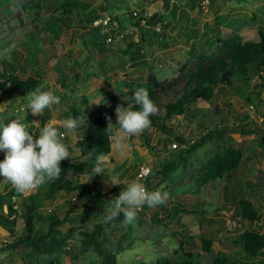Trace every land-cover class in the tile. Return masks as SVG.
<instances>
[{
	"label": "rangeland",
	"instance_id": "374dc122",
	"mask_svg": "<svg viewBox=\"0 0 264 264\" xmlns=\"http://www.w3.org/2000/svg\"><path fill=\"white\" fill-rule=\"evenodd\" d=\"M87 1L94 5V10L105 5L104 0ZM174 1L185 10L177 17L170 16L167 26L163 25L164 18L162 29L157 32L153 31L154 28H145L146 24L142 31L129 28L130 15L133 11H140L142 2L127 0L122 4L121 0H112L110 15L127 34L122 40L102 42L98 47L93 27H83L87 32L74 34L73 25L65 22L58 11L64 0L43 4L38 15L25 7L30 0H0V62L4 60L17 65L18 59L16 62L11 60L14 55L26 60L23 66L29 74L25 76H30L31 69L36 68L42 80L41 89H51L61 98L59 104L45 110L48 114L51 112L50 121L59 127L63 126L64 120L73 117L80 119V126L94 113L101 115L110 107L109 96L116 97L118 107L133 105L132 96L127 95L125 84L128 82L145 84L152 75L159 82L171 83L172 90L182 93L192 85L190 76L197 69L199 56L209 57L206 62L209 64L223 52V42L234 36L243 40L251 38L264 21V0H208L206 9L199 8V4L191 9L189 0ZM154 9L144 7L141 10L149 18L156 13ZM186 11L190 16L184 13ZM123 12L127 13L120 16ZM191 19L197 24L194 25ZM132 40L140 46L139 50H129L128 44L133 46ZM138 77L143 80H136ZM257 83L258 80L253 77L250 85L253 87ZM232 88H219L213 102H197L183 115L166 121L172 132L186 141L182 147L175 140L167 142L165 134L148 127L133 136H125L130 148L120 151L115 144L123 134L119 128L114 130L111 138L113 154L104 163L109 169L111 183L113 175L121 176L122 180L119 186L105 182L104 190L109 193L123 189L128 182L135 180L146 185L149 191L163 193L165 203L150 211L137 209V219L131 224L124 220H109L108 205L104 215L93 217L83 225L84 208L80 202H71L68 199L70 196L65 197L64 193L58 198L61 204L55 206L54 212L46 213L47 199L44 195L47 187L44 186L38 194L42 207L35 216V230L40 234L47 232L49 217L57 216L63 220L62 226L56 229L57 237L64 244L52 255L46 251L47 245L53 242L49 239L37 248L20 245L0 253V264H103L93 246L82 245L84 234L93 233L99 225L103 226V235L108 241L104 251L107 256L115 258L116 264H157L161 258H174V251H178L180 242L198 255L200 264H210L217 253L232 258L237 251L233 245L235 236L255 228L264 233V106L255 94L251 97L252 105L245 100L249 93H256L257 90L247 91L239 85ZM170 91L154 92L158 110L152 116L163 117V106L175 99ZM17 100L6 91L0 92V120L6 122L25 118L27 100L25 97L19 102ZM261 100L264 101V93ZM22 107L24 111L20 110ZM91 111L94 113L85 114ZM30 118L34 120L36 114L30 113ZM243 124L260 131L258 134L230 132ZM31 127L36 129L34 122ZM215 128L222 130L223 135L205 138L170 176L157 175L165 160ZM146 140L149 146H146ZM233 149L241 150L243 157L241 165L229 175L231 181L226 176L206 184L200 181L204 168L215 154ZM141 168L149 170L146 179L139 175ZM79 178L82 183L94 181L87 176ZM2 179L0 177V191ZM236 183L242 189L243 197L251 198L260 207V222L252 225L242 221L236 217L233 207L224 201V188H228L230 193ZM247 184L254 185L257 188L253 189L260 192L250 194L252 190L246 187ZM116 197L110 194L108 200ZM15 203L19 213L16 234L20 235L24 233L23 215L26 209L21 202L15 200ZM202 237H212L210 252L202 249Z\"/></svg>",
	"mask_w": 264,
	"mask_h": 264
},
{
	"label": "trees",
	"instance_id": "16d2710c",
	"mask_svg": "<svg viewBox=\"0 0 264 264\" xmlns=\"http://www.w3.org/2000/svg\"><path fill=\"white\" fill-rule=\"evenodd\" d=\"M51 0H30L26 2L25 7H29V10L34 11V15H38L41 12L43 4L50 2ZM200 0H189L191 7H196ZM195 4L192 5V4ZM89 8L88 3H83L79 0H65L59 7L61 16H69L76 14V17L82 24H86L92 27L94 22L100 19V16L107 12L108 3L106 2L103 7H100L94 11L84 13ZM177 9L172 7L171 13L175 17ZM144 12L141 11L139 18H132L130 15L132 24L134 27L140 29L141 21ZM146 21L148 27L163 23V18L159 15L154 22ZM97 41H100L98 39ZM144 43L145 41L142 40ZM218 42V41H217ZM220 42V41H219ZM223 52L221 55L211 60L209 64V57L204 55L199 56V64L197 69L190 76V83L187 89L178 94L179 91L172 90V84L167 82H159L150 75L145 84H135L128 82L125 85L128 87L127 95L132 96L138 88L144 87L148 89L150 98L156 102L154 92L156 91H168L174 94L175 99L173 101L165 103L163 106V117L150 116L152 129H157L162 134L166 135L167 142L175 140L181 147L186 144V141L182 136H176L174 132L166 125V121L170 120L173 116H181L188 111L192 105L197 102L211 103L216 98V90L222 87H228L231 89L234 85H239L250 91L251 89L257 90L253 93H249L245 100L250 105L253 104L252 94H255L260 99V102L264 106V101L261 100V88H264V21L258 28L256 39L243 40L239 36L232 37L229 40L223 42ZM131 44H128V48H131ZM17 62V65L12 64L9 61H1L0 69V92L8 91L13 99H21L26 96L28 92L34 91L37 88H41L42 80L36 68L31 69V75L25 76L29 73L26 72L24 63L26 60H22V57H16L14 55L11 60ZM256 78L258 83L251 87V80ZM136 80L140 82L142 77H138ZM233 89V88H232ZM243 94V93H242ZM110 107L105 109L101 115H92L88 119L85 125L82 137H79L76 143H73L68 138L62 141L68 148L70 154L69 159L60 162L61 173L58 179L51 182L45 193L46 199L56 196L58 193H64L66 196L76 195L77 200L84 208L82 224L86 225L93 217H101L104 215L106 206L114 204L113 199L108 200L110 194L118 196L122 189L108 191L104 190V185L110 182L109 170L105 167L106 163L102 161L103 158L111 157V138L113 137L114 130L119 128V124H116V109L117 101L116 97L109 96ZM229 100V98H227ZM131 107L138 109V106L133 104H126L123 107ZM243 106V105H242ZM243 108H246L244 105ZM30 116V111H27ZM49 114L45 113L43 122L49 119ZM264 116V114H263ZM109 118L112 125L109 126ZM42 126L40 127V130ZM32 135H38L39 131ZM59 130L63 132V127H59ZM260 129L250 128L248 125H237L230 130L236 134H258ZM223 131H218L216 128L207 131L206 135L197 142H194L187 147H183L178 150L172 157L168 158L160 166L157 175L168 177L170 176L185 160L187 156H190L195 150L199 148L202 141L211 136H222ZM264 143V137L262 138ZM146 146H149V141L146 140ZM242 151L239 149H233L230 152L223 154H215L213 158L208 161L207 166L201 175L200 181L208 183L212 179H222L224 176L227 180H230L229 175L234 173L241 165ZM99 162L104 167V172L100 176H95L94 168ZM81 176H87L94 180L93 183H82L79 179ZM97 181V182H96ZM231 181V180H230ZM228 181V182H230ZM248 189L252 190L250 194L260 192L254 185L247 184ZM224 201L229 203L236 212V217L241 218L242 221L249 224H256L260 222L261 211L260 207L255 204L251 198L243 197V191L236 183L234 188L228 193V188H224ZM6 197L5 194H0V233L4 241L0 243V253H4L9 250H14L18 246L23 245L25 247L37 248L38 245L50 240V245H47L46 251L54 254L62 247L64 241L57 237L58 227L62 226L63 220L59 217L51 215L49 217L48 230L45 233H38L35 230V216L37 211L42 207V202L39 201V197L30 196L26 202V213L23 215L24 220V233L20 235L16 234L17 226V209L14 208L12 203V196ZM229 195V196H228ZM6 198H9V204H5ZM114 198V197H113ZM42 200V199H41ZM69 204H73L69 202ZM7 205L6 212H3V206ZM155 207H148L145 205L142 211H150ZM124 217L120 216L114 218L115 222L123 221ZM42 222V220H39ZM46 221V220H45ZM103 226H97L93 233L84 234L82 245L85 247L93 246L99 257L102 259L103 264H116L114 257L107 256L104 251V247L108 243L107 239L103 235ZM202 249L210 252L213 245L212 237H202ZM233 245L236 247V253L233 257L226 256L224 253H217L212 259L210 264H264V233L260 229H247L235 236L233 239ZM190 248V247H189ZM45 249V248H44ZM174 258H161L157 261V264H200L198 255L192 249H186L184 243L180 242L178 251H174Z\"/></svg>",
	"mask_w": 264,
	"mask_h": 264
},
{
	"label": "clouds",
	"instance_id": "9594fccd",
	"mask_svg": "<svg viewBox=\"0 0 264 264\" xmlns=\"http://www.w3.org/2000/svg\"><path fill=\"white\" fill-rule=\"evenodd\" d=\"M98 39L100 38H96V41ZM100 41L103 42L102 38ZM25 99L27 100L26 110L34 115H42L46 109L59 104L61 100L53 90L41 88L28 92ZM132 99L138 109L129 106L116 109V124H119V131L123 134L117 138L115 144L116 149L120 151L130 148V145L125 142V136L130 137L147 129L151 125L150 116L158 110L147 88H138L132 93ZM20 110L22 111V108ZM62 123L66 132L74 131L78 128L80 119L71 117ZM110 125L112 123L109 118ZM66 132H61L49 121L44 124L38 135L34 136L19 120L13 119L6 122L0 120V152L4 154V158L0 160V177L11 182L22 194L58 179L61 173L60 162L69 159L70 156L67 146L62 142L67 138ZM94 172L95 176H100L104 172V167L97 162ZM110 185H121L117 175L112 176ZM72 196L74 195L68 197L71 202H73ZM113 201L114 204L108 211V219H114L122 214L124 221L129 224L137 219V209H142L145 205L152 208L165 203L163 193L149 191L144 184L135 180L128 182ZM75 202L79 203L77 197ZM12 203L15 208V201ZM51 209L52 212L48 214H52L55 210ZM44 211L46 212V208ZM0 240L4 241L3 238Z\"/></svg>",
	"mask_w": 264,
	"mask_h": 264
},
{
	"label": "crops",
	"instance_id": "0c3cea01",
	"mask_svg": "<svg viewBox=\"0 0 264 264\" xmlns=\"http://www.w3.org/2000/svg\"><path fill=\"white\" fill-rule=\"evenodd\" d=\"M52 1V0H51ZM65 1V0H64ZM79 1H81V2H83V3H88L89 4V8H88V10L87 11H85L84 13H88V12H91V11H94V5L93 4H91L89 1H87V0H79ZM105 1V3L107 2L108 3V10H107V12H109L110 14H112V8H113V4H112V0H110V2H108L107 0H104ZM140 2H142V6L140 7V10L141 9H143L144 7H153V8H155L154 9V11H156V13L158 14V16L159 15H161V16H163V21H164V18H166V21L164 22V24L167 26V24H169L168 22H169V18H170V16H171V18H173V16H172V13H171V9H172V7H174V8H176L177 9V11H176V14H175V17H177L178 15H179V13L180 12H182L183 10H185L184 8L182 9V8H180L179 7V5L178 4H175L174 2V0H170V4H171V2H173L172 3V5H171V7L169 6V8L168 9H165V7L163 6V4H162V2H156L155 0H139ZM121 2H122V4L124 3V2H127V0H121ZM63 3V2H62ZM61 3V4H62ZM60 7V6H59ZM191 9H194V7H190ZM96 9H98V8H96ZM59 11V10H58ZM60 12V11H59ZM125 13H127V12H123V13H121L120 14V16H124L125 15ZM184 13H186V15H188V16H190L189 15V13H188V11H186V12H184ZM143 16H144V14H143ZM63 17V19L65 20V22L67 23V24H69V25H73V31H74V34H77L78 32H87V30H85L83 27H91V26H89V25H86V24H82L80 21H79V19L76 17V14H73V15H69V16H62ZM68 18H70V19H68ZM149 18H151V17H149ZM149 18H147V17H145L144 18V20L145 21H148V19ZM190 18H193V17H190ZM192 21V23L194 24V25H196L197 23L193 20V19H191ZM76 22V23H75ZM77 23L79 24V25H77ZM74 25H76V26H74ZM81 25V26H80ZM145 26V25H144ZM147 26V25H146ZM145 28H149L148 26L147 27H145ZM143 30V25H142V27L140 28V30L139 31H142ZM92 31L94 32L95 30L92 28ZM240 35V34H239ZM257 35V32H255L253 35H252V37L251 38H248V39H254L253 37H257L256 36ZM86 36H88V38H89V35H86ZM243 37V36H242ZM256 39V38H255ZM95 40H96V38H95ZM247 40V39H246ZM97 43H96V45L98 46V47H101L100 45L102 44V42L101 41H96ZM132 42H133V46L131 47V48H129V50L130 49H135V50H139V48H140V46L139 45H137V43H136V41L135 40H132ZM127 47H125V49H126ZM6 92H8V91H6ZM262 93H264V88H261V95H262ZM8 94H9V92H8ZM10 95V94H9ZM21 99H23V98H21ZM17 100V99H16ZM20 100V99H19ZM19 100H17L18 102H19ZM50 110V109H49ZM22 111H23V107H22ZM31 113V112H30ZM45 113H47L46 111H44V113L41 115V114H36V118H34V120L33 119H31L30 118V116L27 114V111H26V113H25V118H21V119H16V120H19L20 122H23L24 124H25V126H26V129H29L28 131L29 132H32V134H34L35 132H37L39 129H40V127L42 126V124H43V126H44V124L45 123H47V122H49L50 120H51V112L49 111V119H47L45 122H43V118H42V116L44 117V115H45ZM91 113H94V112H89V113H85L86 115L87 114H91ZM33 115V114H32ZM93 115H97V114H93ZM40 116V117H39ZM32 117V116H31ZM91 118V117H90ZM89 118V119H90ZM67 119H69V118H67ZM33 122L35 123V125H36V129H34V128H32L31 126H32V124H33ZM87 124V121L84 123V125H80V126H78V128L76 129V130H74V131H67L68 132V136L66 135V137L70 140V141H72L73 143H76L77 141H78V135H80V134H82L83 133V131H84V128L83 127H85V125ZM59 127H63V126H59ZM58 127V128H59ZM63 129H64V127H63ZM63 131H65L66 132V130L64 129ZM80 131H81V133H80ZM71 133H72V136H73V138L71 137ZM111 152H113L112 150H111ZM113 154V153H112ZM111 154V155H112ZM73 156L72 158H74V156H75V154H70V156ZM4 158V154L2 153V152H0V160H2ZM106 158L107 157H105V158H103L102 160H103V162H104V160H106ZM109 158H111V157H109ZM108 159V158H107ZM109 160V159H108ZM106 168H108L107 167V165L105 166ZM109 170V169H108ZM109 176H110V173H109ZM118 176V175H117ZM82 177V176H81ZM119 177V180H122V177L121 176H118ZM89 178V177H88ZM80 179V178H79ZM91 179V178H90ZM93 180V179H92ZM53 182V181H52ZM94 181H92L91 183H93ZM51 183V182H50ZM50 183H47V184H45V185H43V186H40L39 188H37V189H35V190H32V191H29V192H25V193H19L16 189H15V187L11 184V182H9L8 180H6V179H2V186H1V191H0V194H5L6 195V197H8L9 195H11V193L13 192V194H12V196H13V198H12V202H14L15 200L16 201H19V202H21L22 204H23V206H25L26 205V202H27V200L29 199V197L30 196H37V197H39L38 196V194H39V192H40V190L42 191L45 187L44 186H46V187H48V185L50 184ZM8 185V186H7ZM61 195H62V193H58V194H56V196H53V197H51V198H49V199H47V201H46V206H45V208H48V207H51V208H53V209H55V206L56 205H58V204H61V201H58V198H60L61 197ZM63 196V195H62ZM65 197H66V195H65ZM14 199V200H13ZM65 199V198H64ZM69 199V198H68ZM9 198H6V200H5V204H9ZM19 204V203H18ZM7 205H4L3 206V212H6V210H7ZM19 216V213L17 212V217ZM0 239H2V235H1V233H0Z\"/></svg>",
	"mask_w": 264,
	"mask_h": 264
},
{
	"label": "built area",
	"instance_id": "2783aa9c",
	"mask_svg": "<svg viewBox=\"0 0 264 264\" xmlns=\"http://www.w3.org/2000/svg\"><path fill=\"white\" fill-rule=\"evenodd\" d=\"M197 4L200 5L199 8L206 9L208 7V5H209V1L208 0H200V1H198ZM140 14H141V10L140 11H133L132 12V18H139ZM130 19H131V17H130ZM145 24H146V21L142 20L141 21V26L142 25L144 26ZM163 25H165V24H163ZM92 27H93V29H96V30L100 31V33L103 36L102 37V41L106 42V43H111V42H116V41L122 40L127 34V31H124L123 29L122 30L120 29L119 22L117 20L115 21V19H113L111 17L109 12L104 13L103 14V18H101V19L97 20L96 22H94ZM129 28L130 29L134 28V26L132 24V20H130V27ZM153 28H154L153 31L159 32V30L162 29V25L158 24V25L154 26ZM62 137H63V135H62ZM139 175H140V177L146 179L148 177V175H149V170L141 168V171H140ZM146 188L148 189L147 186H146ZM71 200L73 202H75L76 201V196L75 195L72 196ZM46 212L47 213H51L52 209L51 208H46Z\"/></svg>",
	"mask_w": 264,
	"mask_h": 264
},
{
	"label": "water",
	"instance_id": "95a60500",
	"mask_svg": "<svg viewBox=\"0 0 264 264\" xmlns=\"http://www.w3.org/2000/svg\"><path fill=\"white\" fill-rule=\"evenodd\" d=\"M108 2H110V0H107ZM156 2H162V4H163V6L165 7V9H168L169 8V6H170V0H155ZM193 5V4H192ZM144 17H147V13L146 12H144ZM157 17H158V14L156 13V14H154L151 18H150V22L152 23V22H154L156 19H157ZM93 35L96 37V38H102V35H101V33L100 32H98V31H94L93 32Z\"/></svg>",
	"mask_w": 264,
	"mask_h": 264
}]
</instances>
